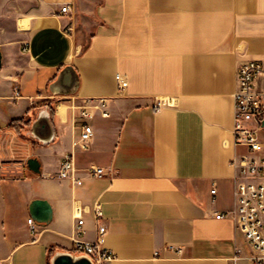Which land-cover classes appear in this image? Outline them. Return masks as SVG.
<instances>
[{"label": "crops", "instance_id": "crops-1", "mask_svg": "<svg viewBox=\"0 0 264 264\" xmlns=\"http://www.w3.org/2000/svg\"><path fill=\"white\" fill-rule=\"evenodd\" d=\"M0 51V264L82 254L77 207L82 238L95 241L96 201L112 264H253L241 229L216 214L236 204L237 67L264 59V0H0ZM66 65L78 89L54 93ZM90 97L107 98L110 115L88 119L95 133L82 149L79 106ZM45 108L47 143L33 133ZM66 153L82 184L58 176ZM35 199L50 203L49 223L31 215Z\"/></svg>", "mask_w": 264, "mask_h": 264}, {"label": "built area", "instance_id": "built-area-1", "mask_svg": "<svg viewBox=\"0 0 264 264\" xmlns=\"http://www.w3.org/2000/svg\"><path fill=\"white\" fill-rule=\"evenodd\" d=\"M69 9L70 5L66 4L61 10L67 12ZM116 80L120 90L127 87L128 81L121 73H117ZM234 99V145L244 148L232 161L238 169L234 192L236 204L230 210L218 212L216 217L232 219L243 232L252 250V263L264 264V59H248L239 63ZM158 104L162 103L159 101ZM96 111H100L103 117L110 115L107 98H86L79 106V117L83 119L79 141L82 149H88L94 136V127L88 119L92 118ZM75 172L73 153H66L61 161L58 176L73 177ZM89 174L101 177L106 175V171L102 167H94L89 170ZM73 179L76 184H82L81 179ZM212 192L215 193L216 189ZM91 209L98 223L97 239L87 241L82 238L84 208L77 207V225L73 237L75 250L90 256L94 263L102 261V264H112L115 254L105 246L108 228L102 223L104 215L101 202L96 201ZM28 223L35 230V220L29 218Z\"/></svg>", "mask_w": 264, "mask_h": 264}, {"label": "water", "instance_id": "water-1", "mask_svg": "<svg viewBox=\"0 0 264 264\" xmlns=\"http://www.w3.org/2000/svg\"><path fill=\"white\" fill-rule=\"evenodd\" d=\"M2 65V53L0 51V67ZM79 86V75L73 65H66L59 73L57 79L51 84L54 93L70 94L76 92ZM34 135L47 143L52 140L53 129L50 123L49 108L40 112L39 118L34 123ZM28 167L34 173H40V161L37 158L28 159ZM31 215L38 223H49L52 220V207L43 199H35L30 205ZM53 264H95L87 254L74 252L59 253L53 259Z\"/></svg>", "mask_w": 264, "mask_h": 264}, {"label": "trees", "instance_id": "trees-1", "mask_svg": "<svg viewBox=\"0 0 264 264\" xmlns=\"http://www.w3.org/2000/svg\"><path fill=\"white\" fill-rule=\"evenodd\" d=\"M15 122H21V123H26V124H29L30 122L26 119H19V120H16Z\"/></svg>", "mask_w": 264, "mask_h": 264}, {"label": "bare ground", "instance_id": "bare-ground-1", "mask_svg": "<svg viewBox=\"0 0 264 264\" xmlns=\"http://www.w3.org/2000/svg\"><path fill=\"white\" fill-rule=\"evenodd\" d=\"M95 264H102V261H95Z\"/></svg>", "mask_w": 264, "mask_h": 264}]
</instances>
